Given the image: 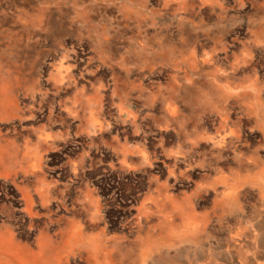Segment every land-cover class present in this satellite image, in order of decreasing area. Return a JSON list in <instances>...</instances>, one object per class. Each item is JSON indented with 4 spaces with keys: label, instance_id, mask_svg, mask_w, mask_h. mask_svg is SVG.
Returning <instances> with one entry per match:
<instances>
[{
    "label": "rangeland",
    "instance_id": "1",
    "mask_svg": "<svg viewBox=\"0 0 264 264\" xmlns=\"http://www.w3.org/2000/svg\"><path fill=\"white\" fill-rule=\"evenodd\" d=\"M0 236L27 264L264 251V0H0Z\"/></svg>",
    "mask_w": 264,
    "mask_h": 264
},
{
    "label": "bare ground",
    "instance_id": "2",
    "mask_svg": "<svg viewBox=\"0 0 264 264\" xmlns=\"http://www.w3.org/2000/svg\"><path fill=\"white\" fill-rule=\"evenodd\" d=\"M111 42V41H110ZM52 77V76H51ZM100 109V108H99ZM104 114V113H103ZM22 120V119H21ZM226 140V139H225ZM121 147V146H120ZM123 148V147H121ZM124 150V149H123ZM34 152V151H33ZM123 154V153H121ZM244 165V164H243ZM132 167V166H131ZM130 167V168H131ZM133 168V167H132ZM175 169V168H174ZM257 181V180H256ZM253 182V181H252ZM262 187V186H261ZM109 190V189H108ZM255 190V189H254ZM256 191V190H255ZM186 195V194H185ZM234 200V199H233ZM232 200V201H233ZM32 201V200H31ZM235 201V200H234ZM30 202V201H29ZM194 203V202H193ZM195 205V204H193ZM215 205V204H214ZM219 205V204H218ZM220 206V205H219ZM224 206V205H223ZM213 207V206H212ZM211 207V208H212ZM224 208V207H222ZM97 209V208H96ZM216 209V208H215ZM214 209V210H215ZM142 210V209H141ZM213 211V210H212ZM217 212V211H216ZM215 212V213H216ZM202 214V213H201ZM205 214V212H204ZM137 215V214H136ZM209 215V214H208ZM260 224V222H259ZM73 226V225H72ZM71 226V228H72ZM263 226V225H262ZM6 227V226H5ZM71 228H69L68 230H70ZM80 228V227H79ZM188 228H193L192 224H189ZM262 228V227H260ZM7 229V228H6ZM78 230V229H77ZM71 232V231H70ZM12 233V232H11ZM58 233V232H57ZM14 234V233H13ZM72 235V234H71ZM92 235V234H91ZM59 236V235H58ZM61 236V235H60ZM70 236V235H69ZM88 236V235H87ZM96 236V235H95ZM62 237V236H61ZM13 236L9 237L8 240H5L4 238H2L0 236V264H27L28 262L26 261L25 263H23L24 261H22L19 258V254H17V250L14 242L12 241ZM63 238V237H62ZM70 238V237H69ZM230 238V237H229ZM68 239V238H67ZM66 239V241H68ZM92 239V238H91ZM62 240V239H61ZM60 240V241H61ZM110 240V239H109ZM149 240V239H148ZM73 241V240H72ZM81 242V241H80ZM62 243V242H61ZM73 243V242H72ZM91 243V242H90ZM260 243V242H259ZM41 245V244H40ZM66 245V243H65ZM230 245V244H229ZM264 245V243H263ZM68 246V245H67ZM41 248V246H39ZM148 247V246H147ZM236 247V246H235ZM244 247V246H243ZM264 247V246H263ZM66 248V247H65ZM68 248V247H67ZM72 248V247H71ZM143 249V248H142ZM31 250V249H30ZM80 250V249H79ZM172 250V249H171ZM159 251V250H158ZM80 252V251H79ZM145 252V251H143ZM204 253V252H203ZM9 255L11 256V258H9ZM26 255V254H25ZM31 256V255H30ZM24 257V256H23ZM27 257V256H26ZM73 257V255H72ZM244 258H238V259H233L232 257H229L228 260L225 261L224 264H264V251H259V252H253L251 255H245L243 256ZM103 258V257H101ZM36 260V258H35ZM183 260V259H182ZM34 261V260H33ZM58 261V260H57ZM190 261V260H189ZM35 262V261H34ZM193 262V261H192ZM41 263V262H40ZM188 263V262H186Z\"/></svg>",
    "mask_w": 264,
    "mask_h": 264
}]
</instances>
